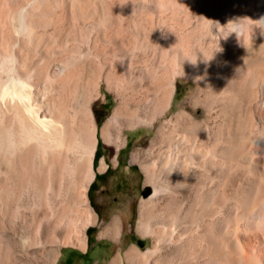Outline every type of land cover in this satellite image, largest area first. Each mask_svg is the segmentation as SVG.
<instances>
[{"label":"bare ground","instance_id":"bare-ground-1","mask_svg":"<svg viewBox=\"0 0 264 264\" xmlns=\"http://www.w3.org/2000/svg\"><path fill=\"white\" fill-rule=\"evenodd\" d=\"M130 80L139 85L133 94ZM179 80L205 94L166 119ZM102 84L118 99L98 125ZM130 95L139 107L127 106ZM203 111L212 125H202ZM141 125L154 131L151 148L137 140L130 160L151 193L135 230L154 245H129L106 264L153 256L161 264H264V0H0L3 226L13 229L19 217L28 243L45 218L54 240L76 200L86 206L83 224L95 223L86 191L98 143L110 156L127 143L126 129ZM169 125L191 139L177 163L153 148ZM107 167L102 156L97 170ZM17 199L24 203L14 206ZM121 225L114 217L100 231L112 238ZM76 240L70 245L86 246V236Z\"/></svg>","mask_w":264,"mask_h":264},{"label":"rangeland","instance_id":"rangeland-1","mask_svg":"<svg viewBox=\"0 0 264 264\" xmlns=\"http://www.w3.org/2000/svg\"><path fill=\"white\" fill-rule=\"evenodd\" d=\"M130 81H132V83H130ZM130 81H124V83L127 89L131 91L130 93L133 94V91L137 89L139 85H137V81L135 80ZM128 82L129 84H127ZM179 82L180 83L177 86L176 93L173 98L172 108L166 114H164V118L166 119L171 117V115L175 112H178L182 109L191 111L194 101L195 103L200 104L202 98L204 97L205 93H201L198 98L197 89L195 87L185 86L183 80H179ZM186 84L191 85L192 82H186ZM101 89L103 92V96L98 95L96 99H99L98 102H101L103 104L99 109L95 108V111L97 112L96 115L101 116L100 120L98 121V125L102 124L109 117L111 109L118 99L115 94H113L105 87V85L102 84ZM127 100V106L130 108H137L140 106L135 96L130 95L128 96ZM164 118L162 119L161 123L166 120ZM198 118L201 123L203 122L202 125H212L213 121L215 122L213 116L209 117L205 111H203ZM170 127L171 125L165 126L164 135H162V138H160L161 140L157 141L154 144L153 148L155 152L161 153L158 155H167L168 157H171V159H173L174 163H177V160H179L177 157H180L181 159L182 155L185 156L189 153L191 139H189V137L187 136H184L182 131L178 130V128H173L171 130V133L173 130L174 132L171 134L169 132ZM168 132L170 134H167ZM153 134L154 131L151 130L150 126L148 125H141L137 128L134 127L126 129L127 143L120 147V151H117L116 149L111 150L110 156H108L110 147L103 143L99 138L100 142L98 143L97 148L98 159L95 160L94 177L90 182V184H92L91 186L90 184L88 185L86 191L88 199V204L86 205L92 210V212L94 211L96 218L103 219L104 224H101V221L100 223L95 222L96 224H98V226H91L87 230V227L90 224H83L84 218L87 217L85 216L86 206L79 202V200H76L72 203L71 210H68V213H70L68 215V218L61 221L62 223L60 222V226L58 225L55 231L56 235L54 240L50 239L48 235L47 219L45 218L35 224L32 232V234L34 235V239L28 243H25L22 240L24 239L27 231L23 229L19 217H13L12 220L15 222L13 229H8L7 227L3 226L0 220V237L2 238V242L0 243V258L3 256V258L0 259V264H60V261H62L63 258L62 252L64 251V249L68 248L65 246L76 244V237L78 235H84L85 237L86 234L88 235L89 243L87 253H90L85 256L87 257V261L81 260L78 264H104L110 258V256H107L106 253H101L100 251H98L100 249L98 246H96L97 250L92 252L94 244H91V242L93 243V237L97 233V230L101 229L103 225L107 224L105 222H108L109 220V222H111L114 217H117V221L120 225H124V231L132 230L131 234L124 232L122 240H129V235L131 236V243L139 247L141 250L145 251L147 250V248L152 249L154 245L153 239L150 236L141 235L135 230V225L139 217L138 212L140 201L147 198V196L151 193V187L150 185L144 183V173L138 163L132 162L130 160V153L137 140H143L142 145L144 147L151 148L150 138ZM166 134L167 136H165ZM172 135L174 136V138ZM170 137H172L173 139ZM179 137H181V140L179 139ZM211 140H213V137H211ZM175 154L177 155V157ZM115 155H117V158L119 159L118 163L115 158H113ZM102 156L106 157L108 167L105 171H98L97 165ZM231 166L232 167L230 168V170L233 171L235 165ZM215 175V172H212L210 175L213 179L210 178L209 182L212 183H209V188H213L215 185ZM60 198L61 196L54 197L52 201L53 204H57L58 202H60ZM23 203L24 202L22 201V199H17L14 202V206H19ZM165 203V198H160L157 207L159 209L164 208ZM118 216L120 218H118ZM227 216L228 222H232L230 220L231 215L228 214ZM29 220H33L31 216L29 217ZM232 223L229 224L231 225ZM66 229L69 231H67ZM63 238L65 239V241H63ZM116 240L117 238L115 239V241ZM66 241L68 242V244ZM185 243L186 244H183V246L185 247L181 246V248L188 247L187 242ZM256 244L257 243H253V245H255L254 247L258 246V244ZM107 247L110 250H113L116 246L111 242H108ZM148 260L147 258H144L141 264H161L160 262H154L155 256L151 257ZM176 261L174 262L175 264H181V262ZM258 261L256 260L254 264H262L260 261ZM67 264H73V260L69 259L67 261ZM124 264L130 263L124 262Z\"/></svg>","mask_w":264,"mask_h":264},{"label":"crops","instance_id":"crops-1","mask_svg":"<svg viewBox=\"0 0 264 264\" xmlns=\"http://www.w3.org/2000/svg\"><path fill=\"white\" fill-rule=\"evenodd\" d=\"M118 218H120V217L118 216ZM100 221H101V224H104L103 219H100V218L99 219L96 218L95 222L100 223ZM108 222H105V223H108ZM95 225L98 226V224L92 223V224L88 225L87 228H89L91 226H95ZM125 233L131 234L130 231H125ZM123 234H121V232H120V233H118V235H116L115 237L111 238L110 236H103L102 232L100 231V229H98L97 233L93 237L94 238L93 239V243L91 242V244H94L92 252L96 251L97 250L96 246H98L100 248L98 251H100L101 253L102 252L106 253L107 256H110V258L104 263V264H106L117 252H120L121 250H124L128 245H133V243H131V236H129V235H128V237L130 238L129 240H125V241L122 240L121 237L123 236ZM86 238H87L86 246H84L83 248H80L78 246H73V245L65 246V247H68V248L64 249V251L62 252L63 258H62V261H60V264H67V261L69 259L73 260V264H78L79 261H81V260H86L87 261V259H86L87 257H85V256L90 253V252L87 253L88 252L87 248H88V244H89L88 243V235L87 234H86ZM116 238H117V240L115 241ZM121 240H122V242H121ZM108 242H111L113 245H115L116 246L115 249L110 250L107 247L108 246ZM110 251H111V253H110ZM124 262H126V261H124ZM124 262H121L120 264H124ZM128 263H130V262H128ZM96 264H98V263H96ZM131 264H133V263H131Z\"/></svg>","mask_w":264,"mask_h":264},{"label":"trees","instance_id":"trees-1","mask_svg":"<svg viewBox=\"0 0 264 264\" xmlns=\"http://www.w3.org/2000/svg\"><path fill=\"white\" fill-rule=\"evenodd\" d=\"M97 159H98V156H97V151H96V155H95V158H94V163H95V160H97ZM91 184H90V186H91ZM87 230H88V228H87Z\"/></svg>","mask_w":264,"mask_h":264}]
</instances>
